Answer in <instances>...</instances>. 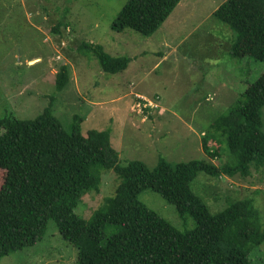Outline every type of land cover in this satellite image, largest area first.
Masks as SVG:
<instances>
[{
	"label": "rangeland",
	"instance_id": "1",
	"mask_svg": "<svg viewBox=\"0 0 264 264\" xmlns=\"http://www.w3.org/2000/svg\"><path fill=\"white\" fill-rule=\"evenodd\" d=\"M127 1L1 0L0 119L12 115L33 120L51 107L64 130L71 132L79 116L84 135L93 129L111 130L122 165L142 161L155 168L160 158L172 164L209 159L218 167L228 163L226 143L210 139L211 151L219 153L210 158L202 141L213 132L214 121L227 115L264 73V62L233 57L236 32L213 15L227 0H182L150 37L131 29L112 30ZM84 41L132 61L122 72L106 73L92 53L79 49ZM63 66L69 69L70 81L58 90L56 75ZM138 96L156 109H140ZM262 120L264 124V107ZM5 174L0 169V189ZM119 183L113 170H104L99 191L84 195L75 212L90 219L107 197L115 195ZM191 189L211 213L223 211L232 201L250 200L264 225V167L252 169L245 178L200 172ZM139 199L180 231L196 226L191 216H180L174 204L152 189L144 190ZM105 232L110 236L116 228L107 226ZM249 258L253 264H264V242L251 248ZM77 260V248L50 220L41 240L2 258L0 264Z\"/></svg>",
	"mask_w": 264,
	"mask_h": 264
},
{
	"label": "trees",
	"instance_id": "2",
	"mask_svg": "<svg viewBox=\"0 0 264 264\" xmlns=\"http://www.w3.org/2000/svg\"><path fill=\"white\" fill-rule=\"evenodd\" d=\"M181 1L128 0L112 30L150 37ZM213 15L236 32L233 57L264 62V0H227ZM79 49L92 53L106 73L122 72L132 61L85 41ZM69 81V69L63 66L56 75L57 89ZM263 107L264 73L227 115L214 121L213 132L202 141L210 158L219 155L211 151L210 139L227 144L230 160L221 167L212 159L172 164L163 158L155 168L142 161L122 165L110 129L84 135L82 118L75 116L66 132L51 107L33 120L1 118L0 169L6 174L0 189V262L41 240L54 220L63 239L77 248L76 264H253L249 253L264 242V225L252 201H232L211 213L191 182L200 172L245 178L264 167ZM104 170L117 174L116 193L84 219L75 209L84 195L99 191ZM146 189L174 204L180 216H191L195 228L180 231L143 204L139 196ZM107 226L116 233L107 236Z\"/></svg>",
	"mask_w": 264,
	"mask_h": 264
},
{
	"label": "built area",
	"instance_id": "3",
	"mask_svg": "<svg viewBox=\"0 0 264 264\" xmlns=\"http://www.w3.org/2000/svg\"><path fill=\"white\" fill-rule=\"evenodd\" d=\"M144 98L145 97L140 96L139 99H138V103L137 104H138V106H140V109H142V108L144 109V108H147V107L155 108L153 106L154 104L152 102H149V101L145 100ZM142 99H144V100H142ZM150 104H152V105H150Z\"/></svg>",
	"mask_w": 264,
	"mask_h": 264
},
{
	"label": "crops",
	"instance_id": "4",
	"mask_svg": "<svg viewBox=\"0 0 264 264\" xmlns=\"http://www.w3.org/2000/svg\"><path fill=\"white\" fill-rule=\"evenodd\" d=\"M202 135H205V133H203Z\"/></svg>",
	"mask_w": 264,
	"mask_h": 264
}]
</instances>
